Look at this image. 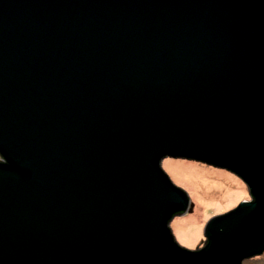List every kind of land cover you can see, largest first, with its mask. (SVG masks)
<instances>
[{
    "label": "water",
    "instance_id": "water-1",
    "mask_svg": "<svg viewBox=\"0 0 264 264\" xmlns=\"http://www.w3.org/2000/svg\"><path fill=\"white\" fill-rule=\"evenodd\" d=\"M165 157L249 199L179 245ZM264 250V0H0V264H241Z\"/></svg>",
    "mask_w": 264,
    "mask_h": 264
},
{
    "label": "rangeland",
    "instance_id": "rangeland-1",
    "mask_svg": "<svg viewBox=\"0 0 264 264\" xmlns=\"http://www.w3.org/2000/svg\"><path fill=\"white\" fill-rule=\"evenodd\" d=\"M161 167L170 180L188 195L193 208L174 215L169 228L176 242L188 249L203 240L206 221L217 214L233 209L241 200H248L245 184L234 173L195 160L165 157ZM203 181L209 185L205 187ZM241 264H264V250L244 258Z\"/></svg>",
    "mask_w": 264,
    "mask_h": 264
},
{
    "label": "bare ground",
    "instance_id": "bare-ground-1",
    "mask_svg": "<svg viewBox=\"0 0 264 264\" xmlns=\"http://www.w3.org/2000/svg\"><path fill=\"white\" fill-rule=\"evenodd\" d=\"M202 185H204L205 187H207L209 184L206 183V181H203V184Z\"/></svg>",
    "mask_w": 264,
    "mask_h": 264
},
{
    "label": "trees",
    "instance_id": "trees-1",
    "mask_svg": "<svg viewBox=\"0 0 264 264\" xmlns=\"http://www.w3.org/2000/svg\"><path fill=\"white\" fill-rule=\"evenodd\" d=\"M175 213H176V215H177V214H180V213H181V211H176Z\"/></svg>",
    "mask_w": 264,
    "mask_h": 264
}]
</instances>
